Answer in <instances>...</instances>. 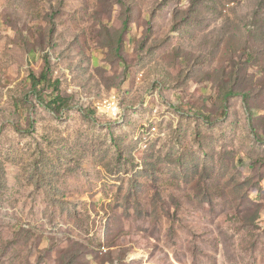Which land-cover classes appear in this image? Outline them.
Segmentation results:
<instances>
[{
	"label": "rangeland",
	"instance_id": "374dc122",
	"mask_svg": "<svg viewBox=\"0 0 264 264\" xmlns=\"http://www.w3.org/2000/svg\"><path fill=\"white\" fill-rule=\"evenodd\" d=\"M0 264H264V0H0Z\"/></svg>",
	"mask_w": 264,
	"mask_h": 264
},
{
	"label": "trees",
	"instance_id": "16d2710c",
	"mask_svg": "<svg viewBox=\"0 0 264 264\" xmlns=\"http://www.w3.org/2000/svg\"><path fill=\"white\" fill-rule=\"evenodd\" d=\"M125 30H129L128 29V25H125ZM53 48H55L54 46H52ZM43 61L45 63V69L43 71V73L41 74L40 77H37L34 73H31L30 74V81H31V84L33 86V89H38L43 83H47L48 81H50V77L52 76L53 74V70H52V61H51V54H50V51H46L44 54H43ZM230 95H234V93H231V92H228L226 96H230ZM67 103V100L66 99H63L61 96H57L55 98H49V106L55 109H57L60 104H63L65 105ZM158 110L159 112V109H155L154 112ZM155 113V114H159V116H161L163 118V120H159L160 122H163L165 119H167L168 117V114L165 113V111H163L162 113ZM106 116V115H105ZM109 118V117H108ZM111 119V118H109ZM158 118H156L157 120ZM143 126V125H142ZM153 127L155 128H159V124L155 123L154 121L152 123H150V127L148 128V131H150ZM140 129V128H139ZM139 129L137 130L136 132V137H138V132H139ZM159 130L157 129V136L155 137H159L158 136V133ZM157 139V138H156ZM136 141H138L140 143L139 140H137L135 138ZM155 140V139H153ZM153 140H150L147 144V147L150 146V144L153 142ZM141 147V145H140ZM147 147L145 149H147ZM143 149V150H145Z\"/></svg>",
	"mask_w": 264,
	"mask_h": 264
},
{
	"label": "bare ground",
	"instance_id": "6f19581e",
	"mask_svg": "<svg viewBox=\"0 0 264 264\" xmlns=\"http://www.w3.org/2000/svg\"><path fill=\"white\" fill-rule=\"evenodd\" d=\"M107 106H110L111 108H113V113L109 110H106L105 108ZM98 109L99 111L103 114V115H106L107 117L111 118L112 120H118L121 118L122 114H123V110L122 108L118 105V103L116 101H113V100H109V101H106L102 104H100L98 106ZM122 111V114L117 118L115 119V114H120ZM158 112V111H157ZM149 128V127H148ZM148 133V132H147ZM149 134V133H148ZM150 136V135H149ZM149 139V138H148Z\"/></svg>",
	"mask_w": 264,
	"mask_h": 264
},
{
	"label": "built area",
	"instance_id": "2783aa9c",
	"mask_svg": "<svg viewBox=\"0 0 264 264\" xmlns=\"http://www.w3.org/2000/svg\"><path fill=\"white\" fill-rule=\"evenodd\" d=\"M105 109L109 110V111H111L113 113V108H111L110 106H107ZM121 114H122V111H121L120 114H115V119H117Z\"/></svg>",
	"mask_w": 264,
	"mask_h": 264
}]
</instances>
